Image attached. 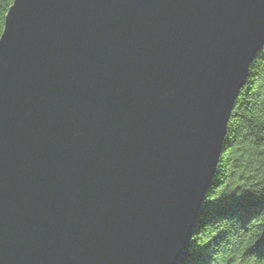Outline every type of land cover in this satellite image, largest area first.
I'll return each mask as SVG.
<instances>
[{"label": "water", "instance_id": "1", "mask_svg": "<svg viewBox=\"0 0 264 264\" xmlns=\"http://www.w3.org/2000/svg\"><path fill=\"white\" fill-rule=\"evenodd\" d=\"M264 0H14L0 37V264H186Z\"/></svg>", "mask_w": 264, "mask_h": 264}, {"label": "trees", "instance_id": "2", "mask_svg": "<svg viewBox=\"0 0 264 264\" xmlns=\"http://www.w3.org/2000/svg\"><path fill=\"white\" fill-rule=\"evenodd\" d=\"M14 0H0V37ZM186 264H264V47L228 124Z\"/></svg>", "mask_w": 264, "mask_h": 264}]
</instances>
